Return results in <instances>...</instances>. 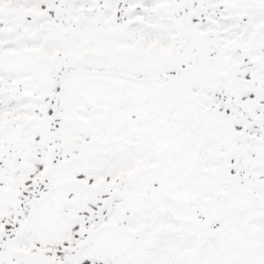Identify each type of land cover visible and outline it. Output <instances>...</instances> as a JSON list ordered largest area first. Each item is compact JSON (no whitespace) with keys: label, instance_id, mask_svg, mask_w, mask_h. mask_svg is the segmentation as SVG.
<instances>
[{"label":"snow or ice","instance_id":"snow-or-ice-1","mask_svg":"<svg viewBox=\"0 0 264 264\" xmlns=\"http://www.w3.org/2000/svg\"><path fill=\"white\" fill-rule=\"evenodd\" d=\"M0 264H264V0H0Z\"/></svg>","mask_w":264,"mask_h":264}]
</instances>
